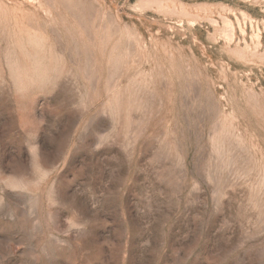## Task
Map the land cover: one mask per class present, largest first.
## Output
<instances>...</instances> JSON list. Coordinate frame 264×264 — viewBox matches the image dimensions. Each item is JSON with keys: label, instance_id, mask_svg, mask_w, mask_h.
<instances>
[{"label": "rangeland", "instance_id": "1", "mask_svg": "<svg viewBox=\"0 0 264 264\" xmlns=\"http://www.w3.org/2000/svg\"><path fill=\"white\" fill-rule=\"evenodd\" d=\"M0 264H264V0H0Z\"/></svg>", "mask_w": 264, "mask_h": 264}]
</instances>
